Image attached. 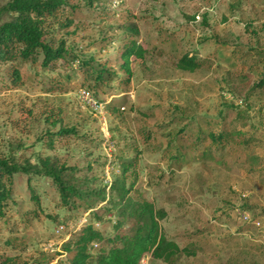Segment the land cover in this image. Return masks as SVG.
I'll list each match as a JSON object with an SVG mask.
<instances>
[{"label": "rangeland", "instance_id": "374dc122", "mask_svg": "<svg viewBox=\"0 0 264 264\" xmlns=\"http://www.w3.org/2000/svg\"><path fill=\"white\" fill-rule=\"evenodd\" d=\"M8 1L0 0V8ZM69 2L76 9L73 25L61 28L64 18H58L49 28V38L55 45L63 38L70 55L79 60L111 58L117 43L107 51L101 41L118 42L128 24L137 27L139 44L147 53L132 63L128 85L114 82L108 96L98 95L105 101L100 102L101 116L78 101L77 93L84 89L78 90L76 61H61L64 64L54 74L68 73L75 79L56 92L49 91L48 74L38 68L24 67L22 81L13 86L8 66L0 65V155L16 151L31 163L55 156L76 164L83 169L81 174H86L89 163L98 180L95 187L120 175L119 161L136 157L138 187L167 214L160 223L165 235L180 248H196L194 257L182 256L176 264H264V89L254 88L263 70L242 77L250 67L264 63V0ZM240 50L246 56L241 57ZM185 53L210 59L202 70L183 72L175 68V61ZM232 93L238 117L227 114L232 108L225 99L232 100ZM180 115L183 122L172 120ZM223 115L229 116V131H248L254 142L242 150L232 144L210 160H191L172 172L161 158L158 140L145 143L141 135L149 130L155 138L184 121L194 132ZM61 128H73L76 134L49 148L47 133ZM33 181L42 212L31 213L35 207L21 185L17 205L5 222L0 221V263L9 259L30 264L42 253L56 263L63 259L59 252L63 241L90 222L89 212L72 218L57 204L50 180ZM243 207L251 222L261 218L259 227L253 224L246 230L240 218L222 216ZM114 217L109 214L105 220L113 222ZM214 217L219 219L213 222ZM140 264L162 263L146 255Z\"/></svg>", "mask_w": 264, "mask_h": 264}, {"label": "trees", "instance_id": "16d2710c", "mask_svg": "<svg viewBox=\"0 0 264 264\" xmlns=\"http://www.w3.org/2000/svg\"><path fill=\"white\" fill-rule=\"evenodd\" d=\"M98 1L88 0V3ZM75 12V6L69 0H9L0 8V65L8 66L7 75L13 86L20 84L24 76L22 70L28 66L48 74L49 91H62L67 82L75 79L68 73L54 74L65 59L77 62L76 73L81 76L78 90L84 89L98 102L105 103L97 97L100 93L108 96L112 91L110 84L130 83L132 63L142 61L147 53L139 44L137 27L128 24L118 42L112 39L101 41L102 50L107 51L117 43L111 58L79 60L70 55L63 38L58 40V45L49 38L51 24L57 22L58 18H64V24L61 23L59 27L68 29L73 25ZM239 52H243L241 57L246 56V52ZM261 54L264 60V53ZM207 59L210 57L200 59L195 53H185L176 59L175 68L194 73L204 68ZM253 71L261 73L254 88L264 89V63L260 68L250 67L242 77L247 78ZM120 73L124 77H120ZM230 96L232 100L225 99L232 108L227 114H235L232 106L236 104L233 101L236 95L232 93ZM238 100L242 102V99ZM169 109L174 112L178 110L172 106ZM238 115L240 113L236 112L235 117ZM181 116L172 120L183 122L185 119ZM228 117L223 115L210 119L197 126L194 132L184 121L181 127L170 129L155 138L149 130L141 135L145 143L158 140L156 144L162 147L161 158L166 160L172 172L191 160H210L214 153L232 144L239 150L247 149L254 142V135H248V131H229L226 127ZM47 134V143L52 148L54 144L74 136L76 131L61 128ZM119 166V176L113 180L110 178V182L103 187H95L97 178L91 175L89 163L84 170L86 174H81L83 169L76 164L70 165L55 156L39 157L36 163H31L16 151L0 155V221L5 222L10 210L17 205L16 194L21 185L26 186L28 199L35 207L31 213L38 215L42 212L33 181L36 178L50 180L56 190L57 204L70 211L72 218L89 212L90 222L61 244L59 252L62 260H55L54 263L53 259L42 253L30 264H140L146 255L162 264H176L182 256L196 255L195 247L180 248L165 235L160 223L167 214L163 209H157L154 202L144 196L141 186L138 187L136 157L119 161ZM235 210L245 211V208H232L223 212L222 216L238 218ZM109 214L115 216L113 222L105 220ZM218 219L214 217L213 222ZM260 219L253 217L252 222L243 223L245 229L254 228V222ZM94 224H99L100 229L95 228ZM236 232L244 234L240 230ZM0 264L17 263L5 259Z\"/></svg>", "mask_w": 264, "mask_h": 264}, {"label": "built area", "instance_id": "2783aa9c", "mask_svg": "<svg viewBox=\"0 0 264 264\" xmlns=\"http://www.w3.org/2000/svg\"><path fill=\"white\" fill-rule=\"evenodd\" d=\"M78 101L82 107L89 108L93 113L96 115H102L104 106L103 103L101 104L100 102L95 101V99L90 96L85 90H80L77 93ZM235 214L238 218H240L241 222L243 223H250L251 218L250 215L246 211H241V210H235ZM255 226L259 227L260 222L255 221L254 222ZM263 240H264V230H263ZM264 243V242H263ZM96 247V246H95ZM51 248V246H50ZM46 252L50 251L53 252V249H45Z\"/></svg>", "mask_w": 264, "mask_h": 264}]
</instances>
